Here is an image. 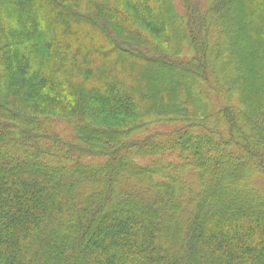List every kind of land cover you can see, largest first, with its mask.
Masks as SVG:
<instances>
[{"label": "trees", "instance_id": "obj_1", "mask_svg": "<svg viewBox=\"0 0 264 264\" xmlns=\"http://www.w3.org/2000/svg\"><path fill=\"white\" fill-rule=\"evenodd\" d=\"M258 30L264 0H0V264H264V188L243 178L246 163L264 176ZM35 107L60 113L67 149ZM103 112L159 118L118 137L88 127ZM192 133L242 155L210 137L211 157L192 151L212 173L190 179ZM99 236L111 247L90 249Z\"/></svg>", "mask_w": 264, "mask_h": 264}, {"label": "rangeland", "instance_id": "obj_2", "mask_svg": "<svg viewBox=\"0 0 264 264\" xmlns=\"http://www.w3.org/2000/svg\"><path fill=\"white\" fill-rule=\"evenodd\" d=\"M248 25H249V23H248ZM249 28H251V26H249ZM259 31L260 30H258L256 32V36H259V37H263L264 38V31L261 30V33H259ZM178 33L179 34H184L183 33V29L182 30L180 29V32H178ZM152 37L153 36H151V38ZM255 38H257V37H255ZM113 40H115L116 42L119 41L116 38H114ZM153 42L154 43L157 42V40L155 39V37H153ZM115 44L117 45V43H115ZM220 46H222V44L219 45L218 47H220ZM237 46H238V44H237ZM261 47H262V50L260 51V48ZM256 48H257L256 49L257 55L261 57L263 55V53H264L263 46H261L259 44L258 46L256 45ZM160 49L162 50L163 48H161V46H160ZM176 55L177 54H175V53L172 54L171 55V57H172L171 59H174V60L177 59V56ZM237 57L238 58L235 59L234 62L237 63V65H240L241 70L244 69V68H246L245 65H246V63L248 61H246V59L242 58V53L241 52L239 53V56H237ZM262 63H263V61H262ZM252 71H255V70H252ZM164 77H166V75H164ZM214 78H215V76H214ZM245 78L246 77L243 76V79H245ZM253 78H254V80L256 79V77H253ZM195 80H197V78H195L194 81ZM198 81H199V78H198ZM157 84H155V86L153 87L154 89L157 87ZM186 87H187V85L186 86L185 85H182V86L180 85V87L177 86V85H175V84L173 85V88L176 91L177 90L178 91H182V90L187 91V88ZM169 88H171V87L169 86ZM152 89H150L151 91H149V93L150 92H154V89L153 90ZM157 90H159V89H157ZM215 99H216L217 105H219L221 103L220 102V99H218L217 97ZM21 101H22L21 98H18V102H21ZM94 104H95V102H92V105H94ZM167 104H168V102H167ZM214 105H215V103H214ZM211 107H212V105H211ZM30 108L24 110V112L26 113V115L28 117H30V115H32V114L34 116H39L40 118H44V119H41V120H43L42 124L45 123L43 126L45 127V126L48 125L47 127H45L46 130L43 129L41 131L42 133H44V136L43 137H45V136L47 137L48 136L47 134H50V135L56 136L58 139H60V146H58V149H61L63 151L65 149H67V147H66L67 145L66 144H70V143H72V142L75 141L74 134L72 133L71 128H69V126H68V124L66 123L65 120H62L61 118L58 117V114H60L59 112L54 111V110H49V109H47L45 107H41L39 109L36 108V107H35V109H30ZM167 117L173 119L172 116H167ZM167 117H165V118H167ZM40 118H36V120L37 121H41V120H39ZM154 118H156V119H154ZM157 118H159V117L158 116H153V117H150L149 116L148 117V116H143L141 114H139V115H130V116H127V115L126 116H124V115H112V114H109L107 112H103L100 115L98 114L97 116L89 117L86 120H87V123H88V127H91L90 125H93L94 127H96L98 129V131H113V133L116 134V135H118V137H122V133L128 132V131H130L133 128H137L141 124L146 123L148 121H151L153 119L154 120H157ZM15 119L16 118H14V119L8 118L6 122H12L14 128L19 127V124H18V122ZM59 119H61V120H59ZM181 120H185V119H181ZM21 123L23 124L24 122L21 121ZM162 124H163V126H158V128H157V129H159V131H163V130H168L169 129L168 130V132H169L170 129L171 128H174L175 127L174 125H176V123H170V122H162ZM210 126H211V124H210ZM151 132H153V131H151ZM195 134L197 135L198 133H195ZM217 134H213V136H214L213 137L211 134H208L210 136H205L206 133H203L202 135L205 137L204 138L205 140L204 139H200V143H199L198 142V139H197V141H196L197 142V148H195L194 138H193V133H192L191 134V139H189L190 144H188V143L186 144V146L184 148V151L187 150L186 152H189V150L192 151V150H196L197 149L198 152L200 153V155H204V156L200 157V159L201 158L202 159H205L206 158L205 156L211 157V154H212L211 153V148H209V143H210L209 138L211 137V138H214L217 141V143H218L217 144V147H220L222 144L226 143L227 147L230 150L233 151V153H231V156H230V160L231 161L230 160L229 161L231 162V164H235L237 162L236 160H239L240 159V156L242 155V151H241L240 146L233 139H231V138L230 139H227L226 134L225 135H224V133H217ZM167 136H169L167 134V132H166V134L163 133V135H162L163 138L162 139H165L166 138V140H168L167 139L168 138ZM110 138H112V137H110ZM38 141H39V143H43V144L47 145L48 148L51 150V153L53 151H57L56 150L57 149L56 146H51V144H50V138H40ZM30 145L31 146L33 145L34 146L33 143L30 144ZM248 145H249V143H248ZM248 147H251V145H249ZM244 151H246V149L243 150V152ZM193 152L194 151H192V153H191V158H192V159H190L191 161L189 162V164L187 163L188 165L187 164L185 165L186 168H188V172H189L188 178L193 179L195 177V174L194 173L197 172L198 170H201L203 176L205 178H207L208 175H211L212 170H213L211 168L212 163L210 161V158H209V161L203 163L202 161H200V159H198V157ZM262 152L264 153V149L262 150ZM260 157L261 156H258V158H260ZM72 158H76V157L73 156ZM104 159H106V156L104 157ZM70 166H73V165H70ZM230 169L231 168L228 165L227 166H223L222 168L217 169L221 173V174L220 173H218V174L221 175L222 182H224V181L227 182V183H223L224 185H227L228 184V181H227L228 180V177H226L223 174H226V171H229ZM258 173H260V172L255 171V169H252V166L249 165V163H246V170L243 172V174H245L243 178L246 177V179H245L246 181H248V179H249V180H251V182L253 184H255V185L257 184L260 187H263L264 188V176H262L260 174L258 175ZM214 174H216V173H214ZM156 175L157 174H155L154 176H156ZM165 175H166L165 173L160 172V174L157 175V178H159V179L160 178H164L166 180V178H165L166 176ZM173 180H176V179L174 178ZM190 182H191V180H190ZM176 184H177V181H176ZM176 184H175V186H176ZM223 187L226 188V186H223ZM209 188H210V190L212 189L211 187H209ZM227 190H230V189L227 187ZM7 193H9V191H7ZM229 193L231 194L232 191H230ZM147 195L148 194H144V196H147ZM207 196H209V195L206 194L205 198ZM232 198L233 199H237V200H239V198H241V196L239 195V190H237V195L232 193V196H228L225 199V201H230V199H232ZM35 199L36 200L31 199V202L33 204H36L37 205V204H40L41 203V199H37V198H35ZM208 199H209V197L206 199V201ZM221 199L220 198H217V200H219V201ZM259 201H260V199H259ZM40 205H42V204H40ZM33 207H35V205ZM159 217H160V219H162V217H163L162 214H160ZM88 246H89L90 249L92 247H98V246L103 247V248H105V247L109 248V247H111V244L108 241L107 236H104V237H100L99 236V239H94L93 240V244H90L89 243ZM91 251L92 250H90V252ZM91 255H92L91 253L88 255L89 256L88 257V261H86L84 264H95V263H97V259L91 258ZM100 263L101 262H99V260H98V263L97 264H100Z\"/></svg>", "mask_w": 264, "mask_h": 264}]
</instances>
